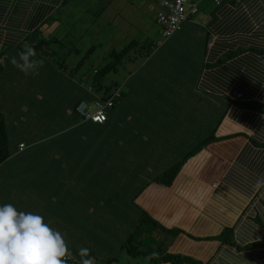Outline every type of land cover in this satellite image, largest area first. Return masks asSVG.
<instances>
[{
    "label": "crops",
    "instance_id": "crops-1",
    "mask_svg": "<svg viewBox=\"0 0 264 264\" xmlns=\"http://www.w3.org/2000/svg\"><path fill=\"white\" fill-rule=\"evenodd\" d=\"M208 2L201 23L122 57L132 65L109 85L121 101L87 134L73 107L96 68L82 72L94 47L78 35L111 4L80 7L85 19L75 0H0V206L42 215L78 264L80 248L93 264H264V111L250 106L264 107V0ZM26 47L45 61L38 76L9 62ZM175 164L169 185L156 180ZM137 225L155 258L122 255Z\"/></svg>",
    "mask_w": 264,
    "mask_h": 264
},
{
    "label": "rangeland",
    "instance_id": "rangeland-1",
    "mask_svg": "<svg viewBox=\"0 0 264 264\" xmlns=\"http://www.w3.org/2000/svg\"><path fill=\"white\" fill-rule=\"evenodd\" d=\"M67 2L69 0H66ZM78 1V2H77ZM75 0V3L79 7L78 11L81 13L82 18H88L87 14L82 12L80 7L87 6L92 7L91 3L97 2V6L93 9L99 10L100 5L111 4L108 7L107 12L102 15V20L97 21V25L93 26V32L88 34H79L78 40L83 42L81 45L82 52L83 49L87 48L90 44L93 45V53L90 54L88 58H85L82 63V72L90 75L93 68H101L107 63L114 62L115 59L109 56L110 51L114 50L116 52L120 51L131 41L137 43L135 48L131 50L127 55L138 56V45L147 46L150 43H156L160 40L159 27L155 22V17L157 11L159 10V0ZM208 0H201L199 10L204 7ZM210 3V2H208ZM211 6L213 4L210 3ZM213 10V9H212ZM97 18V16H96ZM95 20V17L92 21ZM193 22L201 23L202 17L197 14L191 18ZM79 25V30L86 28L88 25ZM78 30V31H79ZM165 42V41H164ZM79 58L74 60L70 59L68 62V67L72 66L73 63ZM115 63V62H114ZM132 63L123 64L116 63L115 69L107 73L101 84L104 86H109L111 82L117 80L122 82L123 77L127 74L124 71V67L131 66ZM91 76V75H90ZM75 82L80 81L79 72L73 75ZM85 78V77H83ZM126 248L122 250V255H126ZM155 258V255L152 257ZM139 257V260H142Z\"/></svg>",
    "mask_w": 264,
    "mask_h": 264
},
{
    "label": "clouds",
    "instance_id": "clouds-1",
    "mask_svg": "<svg viewBox=\"0 0 264 264\" xmlns=\"http://www.w3.org/2000/svg\"><path fill=\"white\" fill-rule=\"evenodd\" d=\"M9 62L25 76H38L45 63L36 58L32 47L22 49ZM79 255L81 264H93L88 248H80ZM72 257L62 233L42 215L18 211L11 203L0 206V264H68Z\"/></svg>",
    "mask_w": 264,
    "mask_h": 264
},
{
    "label": "built area",
    "instance_id": "built-area-1",
    "mask_svg": "<svg viewBox=\"0 0 264 264\" xmlns=\"http://www.w3.org/2000/svg\"><path fill=\"white\" fill-rule=\"evenodd\" d=\"M201 0H159V10L157 11L155 22L159 27V35L162 41L167 40L174 33L178 32L184 22L191 19L198 13ZM214 6H220L224 0H208ZM160 45V42L157 43ZM91 84V83H89ZM80 86L91 95L90 101L82 100L74 108L75 114L83 122L102 124L106 121L107 111L112 109L122 97L120 88H116L108 93H95L92 86ZM68 264H78L72 257Z\"/></svg>",
    "mask_w": 264,
    "mask_h": 264
},
{
    "label": "trees",
    "instance_id": "trees-1",
    "mask_svg": "<svg viewBox=\"0 0 264 264\" xmlns=\"http://www.w3.org/2000/svg\"><path fill=\"white\" fill-rule=\"evenodd\" d=\"M226 0H224L222 2V4L225 3ZM221 4V5H222ZM220 5V6H221ZM219 7V6H218ZM187 22V21H186ZM181 29V28H180ZM173 36V35H172ZM134 44H135V41H131L130 43H128L125 47H123L120 51L116 52V51H112L109 56H111L112 58L115 59V63L114 62H111V63H107L105 64L104 66H102L101 68H98L95 70L94 73H92L91 75V78L89 80H87V82L85 83V86H92L93 87V91L95 93H100V92H105V93H108L116 88H112L110 86H104L101 84V81L103 79V77L109 73L110 71L114 70L115 69V65L116 63H120L121 62V59L123 56L127 55L128 52H130L131 50H133L135 47H134ZM150 45H148L147 48H145L144 50L145 51V55H150L151 54V51H150ZM153 49H154V46H153ZM91 81V82H90ZM89 82L91 84H89ZM84 90V93H85V96L83 98V100H87L89 101L91 99V95L88 94L84 88H82ZM103 90V91H102ZM121 95H123V92H121ZM122 98V97H121ZM82 101V100H81ZM121 101V99H120ZM119 101V102H120ZM80 102L77 101L73 107V112H74V108L75 106ZM116 103V105L112 108V109H109V110H113L115 109V107L119 104ZM251 107H254L255 109H258V110H261V111H264V107H261L259 105H250ZM75 113V112H74ZM76 115V114H75ZM78 118V116H77ZM80 124H82V127L85 129V127L87 126H101L99 124H93V123H90V122H80ZM87 134H89V132L86 130ZM9 156V150H8V141H7V136H6V128H5V123H4V119H3V116L0 114V164H2ZM177 168H178V165L175 164L173 165L172 167H170L169 169L165 170L164 172H162L160 175L157 176L156 180L165 184V185H169L177 171ZM138 230V225L135 227V229L132 231L131 235L124 241L123 245H122V249L125 247L126 248V252L128 255L130 256H135V255H139V254H148V255H153V253L151 251H145V252H142L140 249H139V245H137L138 243L133 241V235L134 233ZM220 241L226 245H229V246H232L234 245V242H233V234H232V229L230 228H225L221 235H220ZM260 246V244H248L246 246H244L242 248V250L244 249H251L252 247L254 248L255 246ZM238 249V248H236ZM239 250V249H238ZM171 259L173 261L174 264H179V263H182L184 262L185 260L184 259H181L179 256L177 257H171V256H168L167 257V260Z\"/></svg>",
    "mask_w": 264,
    "mask_h": 264
},
{
    "label": "bare ground",
    "instance_id": "bare-ground-1",
    "mask_svg": "<svg viewBox=\"0 0 264 264\" xmlns=\"http://www.w3.org/2000/svg\"><path fill=\"white\" fill-rule=\"evenodd\" d=\"M174 34H175V33H174ZM174 34H173V35H174ZM169 38H170V37H169ZM106 119H107V117H106ZM103 123H104V122H103ZM103 123H102V124H103Z\"/></svg>",
    "mask_w": 264,
    "mask_h": 264
}]
</instances>
